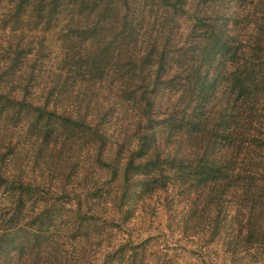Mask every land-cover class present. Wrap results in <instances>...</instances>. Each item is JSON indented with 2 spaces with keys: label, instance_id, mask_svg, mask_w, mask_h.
Masks as SVG:
<instances>
[{
  "label": "trees",
  "instance_id": "trees-1",
  "mask_svg": "<svg viewBox=\"0 0 264 264\" xmlns=\"http://www.w3.org/2000/svg\"><path fill=\"white\" fill-rule=\"evenodd\" d=\"M0 32V264H264V0H0Z\"/></svg>",
  "mask_w": 264,
  "mask_h": 264
},
{
  "label": "rangeland",
  "instance_id": "rangeland-1",
  "mask_svg": "<svg viewBox=\"0 0 264 264\" xmlns=\"http://www.w3.org/2000/svg\"><path fill=\"white\" fill-rule=\"evenodd\" d=\"M0 34H1V32H0ZM49 40L53 41L54 38L49 36ZM52 46H55V45H52ZM56 54L57 53H56V48H55L53 50V57L57 56ZM21 136H23L22 133H21ZM22 156H24L25 160L28 161V163L31 166L32 165L31 164L32 161L30 160L31 155L28 154V155H22ZM163 198H164V196L162 195L160 200H162ZM179 211H181V206H177L176 209L163 210L161 212L158 211V213H157L156 221H157V226L159 227L158 232L164 233L166 235V244L171 242V238L181 239L183 237L181 234V227H179V225L177 224V220H178L177 215L175 216V214H178L177 212H179ZM155 230H157V229H155ZM186 239H189V238H186ZM181 245L182 246L185 245V246L189 247L190 241L185 242V241L181 240ZM219 246H217L216 248H219ZM216 251L217 250L213 249V251L209 254V257H207L206 259L208 260V258L213 257V259H212L213 264H229L228 259H226L227 257L225 258L224 256L221 255V252H216ZM187 260L189 262L191 261L189 259H187Z\"/></svg>",
  "mask_w": 264,
  "mask_h": 264
}]
</instances>
